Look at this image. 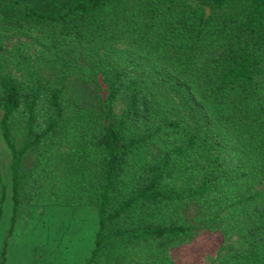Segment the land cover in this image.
I'll return each mask as SVG.
<instances>
[{
	"label": "trees",
	"instance_id": "obj_1",
	"mask_svg": "<svg viewBox=\"0 0 264 264\" xmlns=\"http://www.w3.org/2000/svg\"><path fill=\"white\" fill-rule=\"evenodd\" d=\"M0 130L13 225L98 208L85 264H264V0H0Z\"/></svg>",
	"mask_w": 264,
	"mask_h": 264
},
{
	"label": "rangeland",
	"instance_id": "obj_2",
	"mask_svg": "<svg viewBox=\"0 0 264 264\" xmlns=\"http://www.w3.org/2000/svg\"><path fill=\"white\" fill-rule=\"evenodd\" d=\"M74 94L79 100L99 102L102 93L95 85L77 81ZM10 160L0 130V263L7 243L6 264H85L95 247L98 208L21 205L13 225ZM222 246L218 233L200 231L191 244L175 247L172 255L176 264H217Z\"/></svg>",
	"mask_w": 264,
	"mask_h": 264
}]
</instances>
